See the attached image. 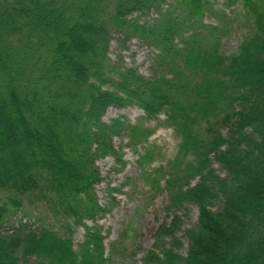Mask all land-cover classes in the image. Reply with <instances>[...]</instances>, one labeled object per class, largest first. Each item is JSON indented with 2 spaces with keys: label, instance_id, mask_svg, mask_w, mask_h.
I'll return each mask as SVG.
<instances>
[{
  "label": "trees",
  "instance_id": "1",
  "mask_svg": "<svg viewBox=\"0 0 264 264\" xmlns=\"http://www.w3.org/2000/svg\"><path fill=\"white\" fill-rule=\"evenodd\" d=\"M216 1L0 2V264H113L102 229L87 225L105 212L95 162L110 155L123 163L114 138L127 136L135 150L154 134L126 120L105 123L114 106L166 116L177 156L143 179L166 191L176 212L199 209L183 233L185 255L174 222L151 249L139 247L141 264H264V0H225L249 28L232 53L222 51L227 26L205 22L226 16ZM150 12L152 23L134 18ZM114 35L154 48L160 75L112 64ZM31 205H44L68 234L83 226V242L25 222H40Z\"/></svg>",
  "mask_w": 264,
  "mask_h": 264
},
{
  "label": "rangeland",
  "instance_id": "2",
  "mask_svg": "<svg viewBox=\"0 0 264 264\" xmlns=\"http://www.w3.org/2000/svg\"><path fill=\"white\" fill-rule=\"evenodd\" d=\"M9 1L0 0L5 4ZM224 3L225 0H217L214 3V8L219 12H224L226 16H207L205 22L214 26H227L228 34L222 39V51L232 53L239 49L249 34V28L243 19L241 9H226ZM164 8L167 9L168 5ZM134 18L141 23H152L157 16L150 12L148 15L142 16L135 14ZM122 40L123 38L119 35H114L111 39L109 57L112 64L121 69H133L147 79H153L160 75V69L154 63L156 56L154 48L145 45L137 38L127 42ZM117 119L126 120L133 125H143L154 130V134L147 145L135 150L126 146L127 136L114 138V147L117 153L122 154L123 163L110 155L97 159L95 168L99 170L100 181L95 187V193L105 212L95 222L89 221L87 225L89 227L96 225L102 229L106 256L112 257L113 264H141L140 259L143 252L139 253V247L144 250L151 249L156 235L166 232L174 222H176V238L181 240L183 245L180 252L185 255L188 242L183 233L185 229L198 222L199 209L195 205H188L186 210L176 212L170 208L168 193L158 189V191L152 190L143 179L144 175L151 174L153 170L176 158L179 139L172 128L163 125L166 120L164 114L149 119L145 112L137 106H114L108 109L103 121L110 124ZM149 148L154 149L152 161L139 165L140 155H143ZM215 169L223 175L219 165L215 164ZM162 187H164L163 184ZM36 206L31 205V213L40 218V222L32 218L25 222L35 223L34 228L45 226L63 234V236L69 235L75 247L83 242L86 235L83 226L73 225L72 233L68 234L64 228L66 223H55L54 218L44 205H40V208ZM176 216H179L181 220L174 221ZM18 219V217L15 218L16 223L19 221ZM113 243H116L115 246H112Z\"/></svg>",
  "mask_w": 264,
  "mask_h": 264
}]
</instances>
